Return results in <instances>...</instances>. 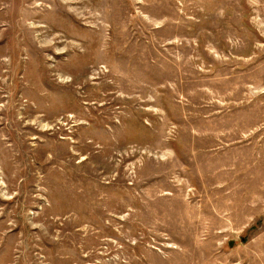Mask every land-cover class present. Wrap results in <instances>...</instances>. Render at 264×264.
<instances>
[{
  "label": "rangeland",
  "instance_id": "rangeland-1",
  "mask_svg": "<svg viewBox=\"0 0 264 264\" xmlns=\"http://www.w3.org/2000/svg\"><path fill=\"white\" fill-rule=\"evenodd\" d=\"M0 264H264V0H0Z\"/></svg>",
  "mask_w": 264,
  "mask_h": 264
}]
</instances>
